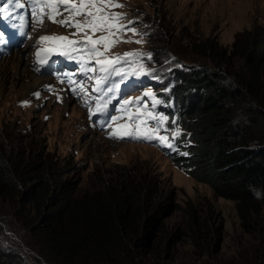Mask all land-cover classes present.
Segmentation results:
<instances>
[{
	"label": "trees",
	"instance_id": "1",
	"mask_svg": "<svg viewBox=\"0 0 264 264\" xmlns=\"http://www.w3.org/2000/svg\"><path fill=\"white\" fill-rule=\"evenodd\" d=\"M146 20H158L150 33V43L157 46L161 19L152 13ZM203 47L213 66L184 63L173 54L175 59L167 57L154 69L153 75L159 77L154 89H163L158 95L164 103L159 107L169 117V129L175 119L186 134L176 144L188 155L163 151L216 195L235 201L244 232L260 233L264 230V31L254 26L239 32L230 51L214 40ZM230 77L232 84L226 81ZM5 140L0 135V196L8 191L18 202L21 224L36 236L34 244L44 261L137 264L142 255L151 258L142 244L152 234L150 228L162 227L161 213L151 214L163 195L154 176L125 170L103 187L79 193L75 185L61 181L56 184L57 197L51 195L53 170L42 162L45 147L35 148L41 164L25 162L6 150ZM191 218L193 238L206 237L209 229L203 223L208 219L200 221L194 207ZM4 257L0 253V262Z\"/></svg>",
	"mask_w": 264,
	"mask_h": 264
},
{
	"label": "rangeland",
	"instance_id": "2",
	"mask_svg": "<svg viewBox=\"0 0 264 264\" xmlns=\"http://www.w3.org/2000/svg\"><path fill=\"white\" fill-rule=\"evenodd\" d=\"M120 1L124 7L112 8V11L118 9L117 12L125 13L128 18L140 19L136 27L139 35L127 32L124 40L143 42L117 43L109 47L107 55H120L127 50H150L154 52L148 63L150 68L173 54L184 63L207 62L213 66L211 56L203 47L205 42L217 41L222 48L230 51L239 32L254 26H260L264 31V0ZM152 13L161 19L162 37H159L157 46L150 43V36L158 20H146L147 14ZM75 19L82 21L84 17L77 16ZM127 22L128 19L121 21L124 24ZM63 30L60 24L48 22L38 31L42 34H64ZM89 31V35H97V32L93 34ZM77 36L83 37V33ZM19 50L23 52L30 73H24L14 81L17 87L12 93H9L11 83H7L8 91L0 96V135L6 137V150L17 154L21 160L26 159L25 162L41 164L35 148L39 145L45 147L41 156L42 162L48 163L53 170L55 188L51 195L60 196L56 184L61 181L71 183V187L75 185L76 193L86 192L103 187L125 170L134 169L154 176L160 191L163 190V195L156 199L151 209L153 215L161 213L162 227L150 228L152 234L142 244V249L151 258L142 255L137 264H264V230L255 234L244 232L235 201L216 195L210 185L189 175L159 147L111 138L109 132L113 129L123 131L120 126L126 124L125 121L111 128L89 125V106H86L85 100L90 101L91 91L85 85L86 91L77 97H65L61 91L55 98L46 95L41 99L35 98L33 92L41 90L42 85L29 90L23 88L33 79V73L44 77L47 83L50 80L33 67L28 57V44L16 51ZM14 52L2 56L0 62L12 57ZM87 77L92 79V73ZM231 78L226 80L227 83L232 84ZM147 89L139 88L132 96L139 97ZM25 99L30 101L28 105L22 104ZM64 99L69 100V107H62ZM72 107L77 110L75 116ZM133 110L137 111V108ZM147 127L151 129L152 125ZM22 151H26L25 155L20 153ZM192 207L200 221L204 217L208 219L203 223V228L209 229L206 237L194 235L193 238ZM20 212L18 202L9 196L8 191L0 196V253L7 256L0 264H37L38 259L41 260L39 264H49L37 251L34 244L36 236L21 224L23 213Z\"/></svg>",
	"mask_w": 264,
	"mask_h": 264
},
{
	"label": "snow or ice",
	"instance_id": "3",
	"mask_svg": "<svg viewBox=\"0 0 264 264\" xmlns=\"http://www.w3.org/2000/svg\"><path fill=\"white\" fill-rule=\"evenodd\" d=\"M18 6L23 7L21 0H15ZM13 3V0H8L0 7V14L4 13L9 5ZM33 5H36V11L33 12V19L42 24L44 18H47L52 23L60 24L67 28H74L76 31L71 35L76 36L83 33V37L79 40L70 39L68 36L58 35H42L38 39V44L42 42H51L49 46L40 48L36 53L37 70L41 67L49 64L52 56L60 55L64 56L68 60L76 62L80 66V72L87 76L89 73H98L94 79L96 93L102 91H113V88H118L119 85L105 88L112 76H118L121 78L120 83H124L126 79L131 77H141L145 75L152 76L153 79H158V76L153 75V69H149L145 65V59L151 60V53L141 52H126L120 55L109 57L107 52L109 47L114 46L117 43H142V40H124V34L131 32L133 35H139L135 27L137 21L128 20L127 24L121 23L122 20L127 19V15L121 12L108 11L112 8H122L123 4L119 3V0H79V3L74 0H31ZM63 6V11L69 13L62 19H57V16H63V12L60 11ZM47 9V11H46ZM83 16L84 19L77 20L75 17ZM88 30L94 34L96 32H105L107 35H101L97 39H93L92 35H89ZM146 34V33H145ZM6 43L5 33L0 31V44ZM98 45H104V50ZM91 65V66H90ZM117 65H127V67H117ZM69 85L76 84L77 82L68 77V74H64ZM76 75V73H72ZM64 80H61L63 83ZM51 88V85L48 86ZM70 91L77 92L86 91L83 83H80L76 88H70ZM36 97L40 96L39 92L33 94ZM145 98H150L152 105L151 110L148 108L149 101ZM59 99V97H58ZM115 97L103 99V97H96L95 110L92 111L88 105V101L85 100L86 106H89V116L96 114H107L109 111V105L112 104ZM27 104L28 102H23ZM119 107L117 111L126 113L128 121L133 122L131 124H124L120 127L124 131H118L113 129L109 132L111 138L116 139H140L145 141L155 140L161 146L170 150H175L181 155H188L187 152H179V147L176 141L182 136L186 135L181 132L176 120L171 121L172 131L169 133V128L166 127L169 117L162 112H156V108L162 105L163 100L159 99L157 93L151 88L142 92L139 97H128L118 100ZM137 108L136 112H131V107ZM141 108L143 111H141ZM118 117L111 115L107 122H103L102 126L111 128V122L116 121ZM155 123L156 127L149 129L147 127L148 122ZM164 131L165 135H157L160 131ZM190 135V134H187Z\"/></svg>",
	"mask_w": 264,
	"mask_h": 264
},
{
	"label": "bare ground",
	"instance_id": "4",
	"mask_svg": "<svg viewBox=\"0 0 264 264\" xmlns=\"http://www.w3.org/2000/svg\"><path fill=\"white\" fill-rule=\"evenodd\" d=\"M1 58H3V57L1 56L0 59ZM24 73H25V75L26 74L29 75L30 71L25 64V58H24L23 52H21L20 50L14 52V54H12V57H9L8 59H6L5 62H2V63L0 62V96H2L6 91H8L7 86H9V85H7V83L9 84V82L11 83V85L9 87L11 89V91L9 93H12V91L17 87V86L15 87V85L17 83H14V81L18 80V77H22ZM33 75H34L33 79L30 81V83L28 82V84L24 85V87H23L24 89L29 90L33 86L36 87L37 85H43V84L47 83V82H45L44 77H38L34 73H33ZM63 94L65 97H67L66 93H63ZM68 101H69L68 99H64L62 101V105H63L62 107H64V108L69 107V105L67 106ZM1 103H2V100L0 98V104ZM72 110H73V116L77 115L76 114L77 110H75L74 107H72ZM123 141H126V140H123Z\"/></svg>",
	"mask_w": 264,
	"mask_h": 264
}]
</instances>
